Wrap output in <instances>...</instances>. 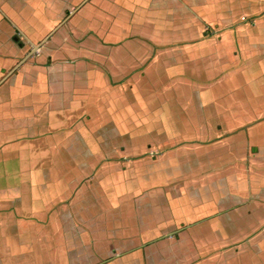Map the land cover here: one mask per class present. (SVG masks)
Segmentation results:
<instances>
[{
    "label": "crops",
    "instance_id": "obj_1",
    "mask_svg": "<svg viewBox=\"0 0 264 264\" xmlns=\"http://www.w3.org/2000/svg\"><path fill=\"white\" fill-rule=\"evenodd\" d=\"M80 4L0 84V264H264V0Z\"/></svg>",
    "mask_w": 264,
    "mask_h": 264
},
{
    "label": "rangeland",
    "instance_id": "obj_2",
    "mask_svg": "<svg viewBox=\"0 0 264 264\" xmlns=\"http://www.w3.org/2000/svg\"><path fill=\"white\" fill-rule=\"evenodd\" d=\"M82 1L37 0L33 1L36 5L31 8L23 5L13 6L10 3L4 7L0 6V11L4 10L2 11L4 16L0 13V79L31 50L32 44L41 41L59 23L58 28L64 26ZM71 11L72 13L69 15ZM59 32L62 33V31ZM57 33L56 36L59 35ZM49 38L50 36L25 62L36 64V58L42 53V47H46ZM20 66L13 73H16ZM30 217L26 216L25 219ZM40 217L42 221L43 216ZM24 233L26 235L30 231H24Z\"/></svg>",
    "mask_w": 264,
    "mask_h": 264
},
{
    "label": "water",
    "instance_id": "obj_3",
    "mask_svg": "<svg viewBox=\"0 0 264 264\" xmlns=\"http://www.w3.org/2000/svg\"><path fill=\"white\" fill-rule=\"evenodd\" d=\"M55 29V28H54ZM53 29V30H54ZM51 30L41 41H39L37 44H32V48L31 50H29L1 79L0 82L2 80H4L10 73H12L20 64H22L33 52H35L42 44L43 41H45L50 34L52 33Z\"/></svg>",
    "mask_w": 264,
    "mask_h": 264
}]
</instances>
